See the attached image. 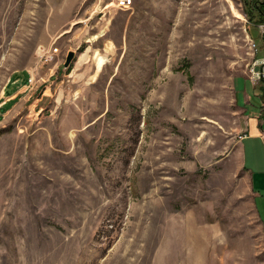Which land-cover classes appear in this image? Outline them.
I'll use <instances>...</instances> for the list:
<instances>
[{
    "label": "rangeland",
    "instance_id": "obj_1",
    "mask_svg": "<svg viewBox=\"0 0 264 264\" xmlns=\"http://www.w3.org/2000/svg\"><path fill=\"white\" fill-rule=\"evenodd\" d=\"M262 22L264 0H0V264H264L239 152Z\"/></svg>",
    "mask_w": 264,
    "mask_h": 264
},
{
    "label": "crops",
    "instance_id": "obj_2",
    "mask_svg": "<svg viewBox=\"0 0 264 264\" xmlns=\"http://www.w3.org/2000/svg\"><path fill=\"white\" fill-rule=\"evenodd\" d=\"M251 39V38H250ZM252 41V39H251ZM263 100V98H261ZM246 102L249 101L246 98ZM248 105V104H247ZM257 112L245 110V120L243 124V132L239 141V152L241 159V169L244 170L248 177L249 184L253 190V198L259 199L264 203V117L261 113L264 111V100ZM258 214L264 231V208Z\"/></svg>",
    "mask_w": 264,
    "mask_h": 264
},
{
    "label": "built area",
    "instance_id": "obj_3",
    "mask_svg": "<svg viewBox=\"0 0 264 264\" xmlns=\"http://www.w3.org/2000/svg\"><path fill=\"white\" fill-rule=\"evenodd\" d=\"M258 28L260 29V31L262 32V34L264 35V22L258 24ZM253 43V42H252ZM253 46L255 47L254 43ZM256 50V49H255ZM258 69L256 70L255 74L257 76L258 79H264V61L260 64H258ZM255 67V68H256Z\"/></svg>",
    "mask_w": 264,
    "mask_h": 264
},
{
    "label": "water",
    "instance_id": "obj_4",
    "mask_svg": "<svg viewBox=\"0 0 264 264\" xmlns=\"http://www.w3.org/2000/svg\"><path fill=\"white\" fill-rule=\"evenodd\" d=\"M73 57H74V52L72 50L68 51L67 56H66L65 61H64L65 67H67L70 64ZM257 69H258V67L255 68V70H257Z\"/></svg>",
    "mask_w": 264,
    "mask_h": 264
},
{
    "label": "trees",
    "instance_id": "obj_5",
    "mask_svg": "<svg viewBox=\"0 0 264 264\" xmlns=\"http://www.w3.org/2000/svg\"><path fill=\"white\" fill-rule=\"evenodd\" d=\"M259 7H260V8H259V11H260V13H262V12H263L262 5H260ZM246 15H247V14H246ZM249 18H250V17H249V15H248V19H249ZM259 83H260V84H259V87H260V90H261V93H262V97L264 98V79H261Z\"/></svg>",
    "mask_w": 264,
    "mask_h": 264
},
{
    "label": "bare ground",
    "instance_id": "obj_6",
    "mask_svg": "<svg viewBox=\"0 0 264 264\" xmlns=\"http://www.w3.org/2000/svg\"><path fill=\"white\" fill-rule=\"evenodd\" d=\"M185 21V20H184ZM188 26V25H187Z\"/></svg>",
    "mask_w": 264,
    "mask_h": 264
}]
</instances>
